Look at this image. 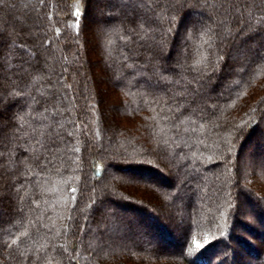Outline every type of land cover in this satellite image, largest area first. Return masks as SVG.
Returning <instances> with one entry per match:
<instances>
[{
  "label": "trees",
  "instance_id": "trees-1",
  "mask_svg": "<svg viewBox=\"0 0 264 264\" xmlns=\"http://www.w3.org/2000/svg\"><path fill=\"white\" fill-rule=\"evenodd\" d=\"M18 1L0 0V264H262L264 0H159L147 39L130 0Z\"/></svg>",
  "mask_w": 264,
  "mask_h": 264
},
{
  "label": "rangeland",
  "instance_id": "rangeland-1",
  "mask_svg": "<svg viewBox=\"0 0 264 264\" xmlns=\"http://www.w3.org/2000/svg\"><path fill=\"white\" fill-rule=\"evenodd\" d=\"M33 0H20V2L18 1V3L20 4V6H27V5H30V3L32 2ZM206 1V0H205ZM262 3H264V2H262ZM258 5V4H257ZM257 5H255V6H257ZM249 7V6H248ZM262 7H264V5H262ZM249 14H250V12H249ZM264 16V15H263ZM217 20H219V16H217V14H216V12H213V21H212V24H211V27L213 26V22H217ZM204 22V21H203ZM218 23H219V21H218ZM91 24H93V22H90L89 21V23L88 24H86V26H91ZM223 28L225 27V26H222ZM251 27H253V26H251ZM250 27V28H251ZM231 32V33H230ZM232 32H234V29H233V27L231 26V28L229 27V28H226L225 27V30H223V34H224V36L226 37L227 36V34H232ZM100 41H101V39H100ZM179 55H181V52L179 53ZM233 60H238L237 58L236 59H232V61ZM95 67H97V68H99V66L96 64V66H94L93 68H95ZM92 72L94 73V72H96L95 70H93L92 69ZM96 77H97V75H96ZM99 77V76H98ZM96 79H98V78H96ZM94 81V80H93ZM94 82H97V83H101L99 80H97V81H94ZM223 90V89H222ZM113 94V93H112ZM111 92L110 91H108V92H102V95H103V101L104 102H99V100L97 101L98 102V106H99V112H100V115H102V118H103V115H105V113L107 114V110H104V109H106L107 108V106L111 103ZM220 94V93H219ZM98 98V97H97ZM111 98V99H110ZM103 105V106H102ZM102 106V107H101ZM101 107V108H100ZM104 108V109H103ZM104 111H106L105 113H104ZM108 119H111L112 118V116H106ZM113 118H115V117H113ZM254 137L256 138L255 139V141L256 140H258L259 139V133L257 134H255L254 135ZM253 137V138H254ZM255 144L256 143H252V142H250L247 146H245V144H243V147H242V149H241V151H240V155H238L237 156V163H238V165L242 168V169H244V170H247V169H249V170H251V171H256V170H259V169H262V167H260V166H258V162H256V160H255V158H254V155H255V153H254V151H255ZM172 162H173V160H172ZM125 164H127V163H125ZM125 164H123V163H120L119 164V166L120 167H123L122 169H118V168H116V167H113V168H110L109 170H108V173H110V175L111 174H113V173H117V176L119 177V179L120 178H123V179H131V178H138L139 180H142V181H146V179H144V178H140V177H138V175L137 174H135L136 172H132V171H126V169L124 168V167H127V166H132V165H130V164H127V165H125ZM118 165V164H117ZM261 165V164H260ZM262 166V165H261ZM133 167V166H132ZM163 170V172H164V175H163V177H161V178H163V179H165V181H168L169 179H172L173 177H174V175L173 174H171L170 173V170L165 166V169H162ZM248 170V171H249ZM220 174H223L222 176L220 175ZM211 175H214V176H216V179H218V176L220 175V180L222 181V180H224V176L226 177V175H224V173H222V169H220V168H214V172L211 174ZM162 176V175H161ZM255 177H253L252 179H253V181L254 182H256L255 183V185H254V187H256L257 189H259L260 191H263L264 190V183L263 182H261L260 181V179H259V176H260V174H256V175H254ZM148 181V180H147ZM149 181H151V180H149ZM148 181V182H149ZM150 183V182H149ZM245 183H248V182H245ZM158 184V183H157ZM250 184V183H249ZM98 186H100V185H98ZM95 189H96V192L95 193H98V187H97V184H96V182L94 183V186H93ZM164 190H169V188L167 187V186H164V185H162L161 186ZM262 189H261V188ZM171 193V195L172 196H174L175 195V192H170ZM156 194V195H155ZM154 195H152L154 198H155V200H156V202H158V203H160V204H162V205H164V207H165V202H167L169 199H165L164 197H162L161 195H157V193H155ZM264 196V195H263ZM264 198V197H263ZM154 200V199H153ZM244 208H245V212H246V216H247V219H246V223L247 224H249L250 225V227H257V225H256V223L252 220L253 218H251V213H250V210L248 209V207L245 205L244 206ZM163 210H164V214L161 212V211H159V212H157L158 214H159V216H161L162 217V219H169V217H171L173 214H172V211H170L169 209H167L166 207L165 208H163ZM163 214V215H162ZM176 214H178V213H176ZM164 220H161L162 222L164 221ZM163 223H165V222H163ZM253 229H255V228H253ZM170 230H172L171 228H170ZM173 233H175L174 231H173ZM176 235H178L177 233H175ZM131 241H135V240H131ZM160 242V241H159ZM253 243H255L256 245H259V242H254L253 241ZM159 245H160V243H159ZM153 249H156L157 248V246L155 245H152L151 246ZM168 251L170 252V253H172V252H175L174 250H173V248H171V249H168ZM245 252V251H244ZM262 264H264V262L262 263Z\"/></svg>",
  "mask_w": 264,
  "mask_h": 264
},
{
  "label": "snow or ice",
  "instance_id": "snow-or-ice-1",
  "mask_svg": "<svg viewBox=\"0 0 264 264\" xmlns=\"http://www.w3.org/2000/svg\"><path fill=\"white\" fill-rule=\"evenodd\" d=\"M158 2H159V0H130V3L128 4V7H130L132 9L133 13H135L134 17L131 20V23L136 25V30H138V32L141 34L140 35L141 39H147L150 36V34L152 32L153 20L159 19V17H160V12L155 11L151 8L152 3H158ZM142 6H143V10H141ZM161 11H162V8H161ZM150 12L152 13V15H149ZM75 14L77 16H79L80 10L77 9ZM49 18L51 19V17H49ZM168 30L171 31V28H169ZM58 34H59V30L57 29V35ZM2 35L3 34L0 33V36H2ZM204 44L211 47L212 46L211 39L209 38L208 40H205ZM12 46H13V42L11 40L7 41V43L5 45H3L4 48L8 49V52H11ZM23 51L25 52V54L31 55L30 53L27 52V49H24ZM6 57H7V53L0 51V60H4ZM205 59H206V57H205ZM4 66L5 65L0 64V67H4ZM197 66H199V62L197 65H193V67H197ZM21 70L25 73H28L27 67L22 66ZM30 74L32 76H36L35 71H33ZM17 94H19V93H17ZM13 119L18 120L20 118L14 114ZM201 127H203V126H201ZM72 191L75 193L77 190L75 188H73ZM72 199L75 200V196H73ZM36 207H40V205L37 204ZM68 218L70 219L71 217L69 216ZM46 227H47V225H46ZM28 235H29V233L27 231H21L20 232V236L27 237ZM20 236L14 238L11 241V244H13V245L17 244L19 239H20ZM59 236H60V230L57 229L56 237H59ZM207 242L208 241L205 240V243H207ZM195 246L197 248H200L203 245H201L199 242H195ZM59 247L65 248V251H67L64 244H60ZM49 264H51V262H49Z\"/></svg>",
  "mask_w": 264,
  "mask_h": 264
}]
</instances>
